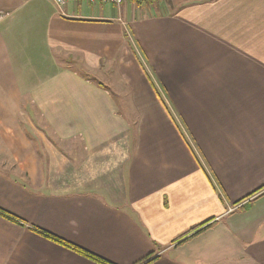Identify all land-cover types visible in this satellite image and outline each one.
I'll return each instance as SVG.
<instances>
[{"label":"crops","instance_id":"1","mask_svg":"<svg viewBox=\"0 0 264 264\" xmlns=\"http://www.w3.org/2000/svg\"><path fill=\"white\" fill-rule=\"evenodd\" d=\"M188 259L264 264V0H0V264Z\"/></svg>","mask_w":264,"mask_h":264},{"label":"rangeland","instance_id":"2","mask_svg":"<svg viewBox=\"0 0 264 264\" xmlns=\"http://www.w3.org/2000/svg\"><path fill=\"white\" fill-rule=\"evenodd\" d=\"M107 73H99V74H96V73H92V77L101 81L102 83L106 84L109 89L114 93V95H116V98L117 100L119 101V103L121 104L123 110L125 113H129L127 108H126V102H125V97H121L120 94H119V89L121 88V86H123V81L121 80L119 74L116 72V74H114L112 71L110 72V70H106ZM106 74H110V76H107L106 78ZM125 94L126 96H128V93H127V89H125ZM205 236H203V238H201V240H197V241H194L193 244L190 246L189 249H191L192 251H196L197 250V247L198 245L200 244H197L199 243L200 241L204 240ZM197 244V245H196ZM225 252H222L221 255L223 257H225ZM195 255H199L200 256V259H206V260H212V258H210L212 255H208V253L206 252H200L197 250L196 254ZM229 255V254H228ZM203 256V258H202ZM186 261V260H184ZM188 263L190 264H195V261L194 259H188Z\"/></svg>","mask_w":264,"mask_h":264},{"label":"built area","instance_id":"3","mask_svg":"<svg viewBox=\"0 0 264 264\" xmlns=\"http://www.w3.org/2000/svg\"><path fill=\"white\" fill-rule=\"evenodd\" d=\"M69 0H53V2L59 6L62 7L64 6ZM77 1H81V2H85L88 4H96V3H112V4H123L129 0H77ZM142 1V0H140ZM147 1H151V0H147Z\"/></svg>","mask_w":264,"mask_h":264},{"label":"trees","instance_id":"4","mask_svg":"<svg viewBox=\"0 0 264 264\" xmlns=\"http://www.w3.org/2000/svg\"><path fill=\"white\" fill-rule=\"evenodd\" d=\"M211 220H208L202 224H199V225H196L194 227H192L188 232H186L185 234H183L182 236H180L179 239H182V238H185V237H188V236H191L192 234H198L200 233L202 230H200V228H202L204 225H206L207 223H209ZM200 230V231H198ZM178 239V240H179ZM145 264H148V263H145Z\"/></svg>","mask_w":264,"mask_h":264}]
</instances>
